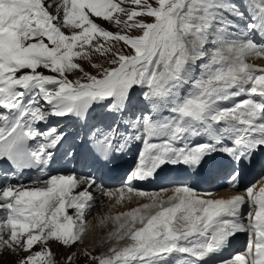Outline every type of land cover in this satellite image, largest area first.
Segmentation results:
<instances>
[{"label": "snow or ice", "instance_id": "obj_1", "mask_svg": "<svg viewBox=\"0 0 264 264\" xmlns=\"http://www.w3.org/2000/svg\"><path fill=\"white\" fill-rule=\"evenodd\" d=\"M97 54L111 66L86 73L78 61ZM252 56L264 57V0H0V264H58L54 245L75 249L65 264H264V178L238 191L264 153V65ZM133 141L143 148L116 192L94 172L49 171L59 158L107 168ZM218 162L227 198L187 180L130 186ZM28 170L30 184L9 180ZM94 188L147 201L98 220L115 227L95 255L80 247L95 230ZM237 234L243 250L218 258Z\"/></svg>", "mask_w": 264, "mask_h": 264}, {"label": "bare ground", "instance_id": "obj_2", "mask_svg": "<svg viewBox=\"0 0 264 264\" xmlns=\"http://www.w3.org/2000/svg\"><path fill=\"white\" fill-rule=\"evenodd\" d=\"M114 30V29H112ZM197 142H202V141H199V140H193V143H197ZM131 148V150L133 151V153L135 154L136 153V156H135V166L138 162V156H139V153L140 151H142V148H143V145L140 143V142H131L128 147L125 148V150L121 153H119L116 158H118V161L116 162H113L112 166H117L118 168L121 167L122 164H125L127 162H129L131 159L129 157V155H127V150L128 148ZM264 157V153H261L260 155H258L254 160L255 162H259L260 163V158ZM135 168V167H134ZM134 168L132 169V171L134 170ZM165 171L167 172H170V177L167 178L169 181H172L173 183H179L180 182V179L183 178L185 176V174L183 173L182 169L179 167V166H168ZM230 171V170H228ZM228 171H226V169L222 166H219V162H218V167L209 175H205V176H201V177H197V176H193V178L191 180H189V182H191L192 184H195L197 185L196 183L198 184H202V183H205L206 180H208L210 177H214V179H217L216 180V184H218V189H216L215 191H217V194L216 196H214L215 198H221V197H224V198H227L233 194H236L234 192V190L230 187H227L226 186V181H227V177H228ZM226 172V173H225ZM130 175V174H129ZM128 175V176H129ZM163 175V172H160L158 173L154 178H149L147 180H142L143 182H150V186H147V188H151V187H154L156 184H157V180L159 179V177H161ZM217 176V177H216ZM138 181V180H133L131 181V184L130 186L134 187V183ZM140 181V180H139ZM127 185H124V187L126 188L127 186H129V183L127 181L126 183ZM138 186V184H136ZM223 187H222V186ZM194 186V185H193ZM146 187V186H144ZM197 190V187L194 186ZM119 188H122V187H117L115 188L116 191L119 189ZM136 189H142L144 191H147L146 188H143L142 186L140 187H134ZM114 189V190H115ZM112 190V191H114ZM114 191V192H116ZM156 191V190H155ZM239 191V190H238ZM199 192V191H198ZM240 192H243V191H240ZM200 194H202L201 192H199ZM212 194V193H211ZM214 194H212L213 196ZM127 197V196H126ZM108 199V201L110 202H113L115 204V206H121L123 207L122 209L120 210H117L116 207L115 208V212L118 213V212H122V211H126L130 208H133V207H136L138 206L139 204L141 203H144V202H147L146 200H142V199H135V197H133L130 201L127 199V202H128V205L126 206H122L120 204L117 203V200L119 199V194L117 193L116 196H113V197H106ZM100 200V199H99ZM103 200V199H102ZM102 202V201H101ZM109 202H107L108 204ZM101 206L102 205H99L97 202L94 206V208L92 209L91 211V214L88 216V219L92 222L93 226H94V231L90 234H93L94 232H96L97 234L95 236H98L100 234H98L100 232L101 229H105L106 227H110L106 233V236L107 234L115 227L114 224L111 223V221L108 222V224L106 225V227H96V225L98 224V220L101 218V217H106V216H114L113 213L111 212V210H113V208L111 206H108V208H103L101 209ZM126 207V209H125ZM107 210V211H105ZM102 211V212H101ZM96 213V214H95ZM89 234V235H90ZM242 236V234H237V236L235 237V239L232 241V246L236 243L237 240L240 239V237ZM99 238H102L101 236ZM98 238V240H99ZM96 241V239H94ZM97 242V241H96ZM100 242V241H99ZM109 243H111V241H109ZM114 243V241H113ZM105 246V245H104ZM107 246V244H106ZM228 252V253H227ZM234 252H232V250L228 251H224L220 254V259H223V258H226V254H230L232 255Z\"/></svg>", "mask_w": 264, "mask_h": 264}, {"label": "rangeland", "instance_id": "obj_3", "mask_svg": "<svg viewBox=\"0 0 264 264\" xmlns=\"http://www.w3.org/2000/svg\"><path fill=\"white\" fill-rule=\"evenodd\" d=\"M115 30V29H114ZM138 34V33H137ZM114 50H122V46L119 44V43H117L116 45H115V48H114ZM112 57L111 56H109V59H111ZM249 59H251V57H249ZM97 63V64H103V66L104 67H110L111 65H109L108 63H106L105 62V60H104V57L103 56H101V55H99V54H97V55H94L93 57H92V61H87V60H85V61H81V63H82V67H83V69H86V73H91V74H97V72L98 71H100V69H98V68H95V67H92V63ZM79 74V76L81 75V73L79 72V71H76L75 72V74L74 75H72V77H71V79H75V75H78ZM261 178H264V170L262 171V172H260L259 174H258V176L256 177V178H254L253 180H252V182H250V184L249 185H251V184H253V183H256L257 181H259V180H261ZM175 185L177 184V183H174ZM172 185V184H171ZM171 185H164L162 188H167L168 186H171ZM174 185V186H175ZM248 185V186H249ZM173 186V187H174ZM120 189V188H119ZM112 190H114V189H112ZM154 190H156V191H158L159 189H154ZM114 191H116V189L114 190ZM149 192H151L150 190H149ZM202 193V192H201ZM208 193H212V194H214L213 195V197L214 196H216V194H217V191H215V192H208ZM205 194H207V193H205ZM202 195H204V193H202ZM135 199H139V198H136L135 197ZM104 198H103V200H102V202H100V200H98V204L99 205H102L103 204V202H104ZM109 203H112V202H110V201H108ZM129 202V201H128ZM128 202H126V203H122V204H120V205H122V206H126V205H128ZM109 203L107 204L106 203V206L108 205L109 206ZM114 207H116V209L117 210H120V209H122L123 207H121V206H113L112 208H113V210H111V212L113 213V215H115L116 214V212L114 211L115 210V208ZM103 208H108V207H102L101 206V209H103ZM125 209H126V207H125ZM105 211H107V210H105ZM102 212V211H101ZM96 214V213H95ZM104 227H106V226H104ZM110 228L109 226L108 227H106L105 229H101L100 230V232L98 233V234H100V235H98V236H95L97 233L96 232H94L93 234H90L89 235V237H88V239H87V241H86V244L85 245H81L80 247L82 248V247H85V246H87L90 250H93V254L95 255L96 253H99V252H101V251H104V249L102 248V247H106V244H101L99 241H100V236L101 237H106V233H107V231H108V229ZM98 238H99V240H98ZM94 239H96V241L94 240ZM109 243V242H108ZM111 243H113V241H111ZM105 245V246H104ZM73 250H75V249H67V248H60L59 246H56V245H54L53 246V251L54 252H56L57 253V256H56V259H57V262H58V264H65V259H64V257H66L67 256V254L70 252V251H73ZM91 263H93V262H91ZM75 264H86V258H81V259H79V260H77L76 262H75Z\"/></svg>", "mask_w": 264, "mask_h": 264}]
</instances>
